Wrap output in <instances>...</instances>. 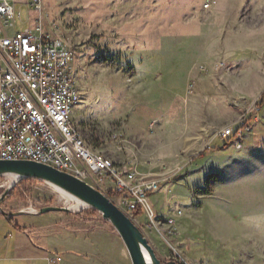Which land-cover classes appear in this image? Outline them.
<instances>
[{
  "label": "rangeland",
  "instance_id": "rangeland-1",
  "mask_svg": "<svg viewBox=\"0 0 264 264\" xmlns=\"http://www.w3.org/2000/svg\"><path fill=\"white\" fill-rule=\"evenodd\" d=\"M32 20L76 53L81 136L159 181L149 196L159 223L127 214L162 264H264V0H45ZM229 127L243 130L242 149L218 135ZM20 181L0 176L1 209L17 224L99 233L132 264L101 212ZM49 206L67 210L39 213ZM179 210L171 236L165 219Z\"/></svg>",
  "mask_w": 264,
  "mask_h": 264
},
{
  "label": "built area",
  "instance_id": "built-area-1",
  "mask_svg": "<svg viewBox=\"0 0 264 264\" xmlns=\"http://www.w3.org/2000/svg\"><path fill=\"white\" fill-rule=\"evenodd\" d=\"M44 1L0 0V159L45 163L97 189L109 187L123 211L145 215L156 225L158 217L149 196L160 190L159 181L129 163H116L81 136L74 122L82 101L74 68L76 53L43 23L30 24L29 12L41 13ZM17 24L23 26L21 30H16ZM217 133L236 149L243 148L241 128ZM181 213L165 219L171 236Z\"/></svg>",
  "mask_w": 264,
  "mask_h": 264
},
{
  "label": "crops",
  "instance_id": "crops-1",
  "mask_svg": "<svg viewBox=\"0 0 264 264\" xmlns=\"http://www.w3.org/2000/svg\"><path fill=\"white\" fill-rule=\"evenodd\" d=\"M36 14L29 12L30 24ZM7 217L0 213V222H4L0 225V264H124L113 247L102 244L99 233L71 230L49 234L47 225L20 231ZM31 230H36L39 240H35Z\"/></svg>",
  "mask_w": 264,
  "mask_h": 264
},
{
  "label": "water",
  "instance_id": "water-1",
  "mask_svg": "<svg viewBox=\"0 0 264 264\" xmlns=\"http://www.w3.org/2000/svg\"><path fill=\"white\" fill-rule=\"evenodd\" d=\"M6 174L20 176L18 181L30 178L46 181L60 187L88 206L101 212L103 218L112 223L128 250L132 264H162V260L156 254L148 238L133 219L109 196L86 181L65 171L58 170L51 165L28 159H0V176ZM63 210H67V208L49 206L40 209L39 213L44 214ZM0 213L11 217L10 214L1 209V206ZM144 250L150 255V263L146 260ZM167 264L179 263L177 261H168Z\"/></svg>",
  "mask_w": 264,
  "mask_h": 264
},
{
  "label": "bare ground",
  "instance_id": "bare-ground-1",
  "mask_svg": "<svg viewBox=\"0 0 264 264\" xmlns=\"http://www.w3.org/2000/svg\"><path fill=\"white\" fill-rule=\"evenodd\" d=\"M232 100H234L235 102L238 101V100H235L234 97H232ZM192 152H193V150H190V151H189V154H191ZM5 176H8V177L10 178V181H11V183H10L9 186H8V188H11L12 186H14V185L17 183V181H18V179H19V177H20V176L15 175V174H6ZM48 183H49V182H48ZM50 184H52V183H50ZM52 185H54V184H52ZM54 186H55L56 188H58V189H59L63 194H65L66 196H69V197H71V198H74V199H75L76 201H78L81 205H83V206H88L86 203H84L83 201H81V200L78 199L77 197L73 196L72 194L66 192L65 190L61 189L60 187H58V186H56V185H54ZM144 254H145L146 260L150 263V262H151V258H150L149 253H148L146 250H144Z\"/></svg>",
  "mask_w": 264,
  "mask_h": 264
},
{
  "label": "trees",
  "instance_id": "trees-1",
  "mask_svg": "<svg viewBox=\"0 0 264 264\" xmlns=\"http://www.w3.org/2000/svg\"><path fill=\"white\" fill-rule=\"evenodd\" d=\"M260 104H262V105L264 104V94L261 96ZM227 145H228V143H226V144L224 145V147H226ZM28 180H30V178H26L25 181H24V180L20 181L19 184L22 185V184H24L25 182H27ZM111 194L114 195V192H111ZM7 219H8V221H9V222L15 227V229L20 230V231H27V230H28L27 228L22 227V226H20L19 224H17V223L14 221L13 217L8 216Z\"/></svg>",
  "mask_w": 264,
  "mask_h": 264
}]
</instances>
